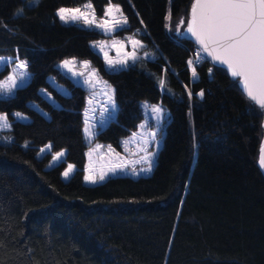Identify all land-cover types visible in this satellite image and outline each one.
Wrapping results in <instances>:
<instances>
[{
  "label": "trees",
  "instance_id": "1",
  "mask_svg": "<svg viewBox=\"0 0 264 264\" xmlns=\"http://www.w3.org/2000/svg\"><path fill=\"white\" fill-rule=\"evenodd\" d=\"M87 1L100 16L110 2L120 5L127 25L116 35L138 33L157 57L108 70L90 46L107 36L57 15ZM193 1L0 0V57L25 60L31 74L0 97L12 122L7 140L0 133V264H264V109L240 77L208 58L193 77L196 45L184 32ZM70 57L89 60L115 88V118L95 141L120 149L143 118L141 100L169 111L150 175L85 183L87 89L59 67ZM62 150L64 159L48 167ZM69 164L76 169L64 180Z\"/></svg>",
  "mask_w": 264,
  "mask_h": 264
},
{
  "label": "rangeland",
  "instance_id": "2",
  "mask_svg": "<svg viewBox=\"0 0 264 264\" xmlns=\"http://www.w3.org/2000/svg\"><path fill=\"white\" fill-rule=\"evenodd\" d=\"M29 4H33L30 0H27ZM91 4L92 9H87L84 7L85 4ZM111 4H115L110 2ZM109 3V4H110ZM109 4L106 6L108 8ZM119 12H115L114 15L117 19H122L126 17L123 13L120 5ZM62 8H80L85 12H92L94 9V15L97 23L102 22L105 19L111 20V17L105 16V13L100 16L95 11L94 5L91 1H87L84 4L78 7H62ZM105 9V11H106ZM21 12V10H20ZM122 13V16H121ZM63 22V21H62ZM189 22V21H188ZM65 23V22H63ZM81 26L94 28L101 31L107 37L99 38L96 40H92L90 42V46L104 58L107 69L111 71H116L122 68H127L129 65L135 64L140 60L145 59H155L157 57V53L153 47L145 43L141 40L138 33H129L121 36H117L116 33L124 28L127 24L122 26H116L115 30H104L95 26H88L83 23L82 20L75 22ZM184 32H187V27H185ZM137 40L140 41V45H133L132 41ZM99 42H104L103 44ZM142 45V46H141ZM135 51L137 55V59L133 61L131 58L127 57V53H131ZM105 53L107 54V58H105ZM75 59L76 63L72 66V70L69 71L68 68L63 66V62L66 60ZM111 60L113 63L109 64L108 60ZM127 59L126 64L119 63L122 60ZM21 61L26 62L25 60L14 58V57H0V71L8 65L10 67V73L4 78L0 79V83L5 85L3 90H0V97H9L12 96L16 89L20 86L25 85L31 74L26 69H21L18 67ZM87 61L88 66L85 67L82 62ZM27 64V63H26ZM59 67L69 76L71 77L77 84L83 86L87 89L86 95V106L84 109V135L85 140L89 144V148L86 151V163H85V176L84 180L86 184H96L104 181L108 177L116 176V175H129L132 177L139 176H147L150 175L153 171V168L156 163V158L163 140V135L165 132V124L164 121L169 117V111L163 106L162 103H153L148 100H141L140 105L143 112V118L139 122L138 127L131 135L124 137L120 142V149H117L113 145L109 143H103L99 141H95V135L104 128L111 119L115 118L117 111V103L115 101L114 91L115 88L112 84H110L107 80L103 79L97 69L91 64L89 60L78 59L75 57L66 58L59 63ZM93 71H95L96 75H90ZM83 72V76L76 75V73ZM21 73H25L24 76H21ZM15 77L16 86L12 88L11 92H8V87L10 86V82L8 80L9 77ZM86 79H90L91 83H84ZM57 89L62 93L68 95L70 94V90L60 84L55 83ZM48 99L53 102V98L44 90H41ZM55 102V101H54ZM53 102V103H54ZM37 107L35 104H33ZM153 107H159L163 109V118L160 119L157 117V114L152 112ZM20 115L17 116L16 114ZM0 115L7 116V124L10 127H0V133H2L1 139L7 140L6 132L11 128V120L9 119L6 113H0ZM13 116L17 120L27 121L29 118L20 113L14 112ZM2 123V122H0ZM89 128L91 135L85 132V128ZM152 133H155V136H152ZM158 134H161L159 136ZM50 146V147H49ZM43 150V151H42ZM51 150V145L47 144L40 149L39 155H43L44 153ZM63 153V156L59 159H54L57 153ZM53 155L48 167H53L58 164L61 160L64 159L66 150L59 151ZM147 157V159H144ZM149 161H151V170L145 171L149 167ZM72 165V171L70 172L68 177H65L63 173L67 170L68 166ZM67 168L62 173V178L64 180H68L71 175L75 171V165L69 164ZM104 175V179H99L100 175ZM92 176L95 178L96 183H91L85 179L86 176Z\"/></svg>",
  "mask_w": 264,
  "mask_h": 264
},
{
  "label": "snow or ice",
  "instance_id": "3",
  "mask_svg": "<svg viewBox=\"0 0 264 264\" xmlns=\"http://www.w3.org/2000/svg\"><path fill=\"white\" fill-rule=\"evenodd\" d=\"M31 3H38V0H30ZM85 8L92 9V5L85 4ZM119 6L109 4L105 11V16L111 17V20L105 19L97 23L92 12L82 11L80 8H60L57 15L60 20L68 23L82 20L85 25L95 26L104 30H115L116 26L127 24V18L117 19L114 15L119 12ZM22 12V10H21ZM192 24L188 27V31L196 36L197 40L203 45L204 50H207V40H212L213 43H218L223 49V55H216L215 59L223 64H227L232 70L233 77H243V87L247 91L248 97L258 103L264 109V0H195L191 9ZM21 14L18 12V15ZM122 16V13H121ZM103 44L104 42H99ZM133 45H140L137 40L132 41ZM142 46V45H141ZM133 61L137 59L135 51L126 54ZM105 58L107 54L105 53ZM76 63L75 59L66 60L63 66L72 70V66ZM85 67L88 66L87 61L82 62ZM109 64L113 62L109 59ZM121 64H126L127 59L120 61ZM189 65H194L192 60L188 61ZM21 69H26L27 64L21 61L18 65ZM25 73H21L24 76ZM83 76L84 73H76ZM90 75L95 76L93 71ZM192 75H197L195 66L192 67ZM10 86L8 92L16 86L15 77L8 78ZM84 83H91L90 79H86ZM240 83V81H238ZM161 87H164L165 81L161 79ZM5 85L0 83V90H3ZM254 88L256 91L254 92ZM192 95L191 92L188 93ZM200 97L204 96L203 91L197 94ZM152 112L157 114V117L163 118V109L153 107ZM17 116L20 114L17 113ZM0 127H10L7 124V116L0 115ZM85 132L91 135L90 129L85 128ZM155 136V133H152ZM50 147V146H49ZM43 151V150H42ZM63 153H57L54 159H59ZM144 159H147L145 157ZM261 167H264V155L260 159ZM73 166L69 165L63 173L68 177ZM145 171L151 170V161L149 167ZM91 183H96L95 178L91 175L85 177ZM99 179L103 180L104 175L101 174Z\"/></svg>",
  "mask_w": 264,
  "mask_h": 264
},
{
  "label": "water",
  "instance_id": "4",
  "mask_svg": "<svg viewBox=\"0 0 264 264\" xmlns=\"http://www.w3.org/2000/svg\"><path fill=\"white\" fill-rule=\"evenodd\" d=\"M194 3H195V0L193 1L192 6H193ZM192 6H191V9H192ZM191 9H190V18H189V22H188V26H187V32H185V35H187L188 37H190V39L192 40V42L195 45L199 46L203 50V52L206 54V56L210 60V62H212L213 64H215L217 66H223V67H226V68L229 69V67H228L227 64H223L219 60L215 59V56L216 55H223V49L221 48V45L220 44L213 43L212 40H207L206 43L208 44V48H207V50H204L203 45H201L199 43V41L197 40L196 36H194L192 33H190L188 31V27L192 24V13H191ZM240 80H241V85H242L243 91L246 94V96L248 97L247 91L243 87V77H240ZM255 91H256V89L254 88V92ZM263 127H264V119H263ZM262 155H264V135H263V139H262V143H261V147H260V151H259V160H258V166H259L260 170L262 171V173L264 175V167H261V164H260V159H261V156Z\"/></svg>",
  "mask_w": 264,
  "mask_h": 264
},
{
  "label": "built area",
  "instance_id": "5",
  "mask_svg": "<svg viewBox=\"0 0 264 264\" xmlns=\"http://www.w3.org/2000/svg\"><path fill=\"white\" fill-rule=\"evenodd\" d=\"M207 58L206 54L203 52V50L196 45V48L194 49L192 56L189 60H192L194 62V65L197 63H200L201 61L205 60ZM194 65H189V68H192Z\"/></svg>",
  "mask_w": 264,
  "mask_h": 264
}]
</instances>
